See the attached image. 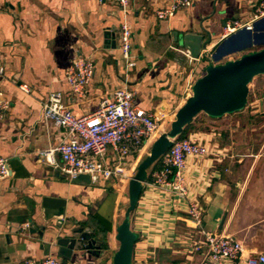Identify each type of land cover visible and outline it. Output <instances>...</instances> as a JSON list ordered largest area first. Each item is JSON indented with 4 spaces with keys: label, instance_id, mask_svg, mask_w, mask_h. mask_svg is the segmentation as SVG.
<instances>
[{
    "label": "crops",
    "instance_id": "obj_1",
    "mask_svg": "<svg viewBox=\"0 0 264 264\" xmlns=\"http://www.w3.org/2000/svg\"><path fill=\"white\" fill-rule=\"evenodd\" d=\"M168 1L129 0L123 15L118 0H0V90L9 103L0 122V157L10 170L0 181V264L39 261L46 257L42 243L57 258L54 242L77 227L91 230L101 242L97 218L110 225L108 250L100 248L99 257L75 251L67 264H104L117 243L116 213L124 184L73 183L40 155L62 135L41 122V104L50 93L60 92L71 113L83 116L126 85L135 92L136 105L161 119L164 128L209 65L264 48V16L253 22L252 31L225 30L232 20L249 21L262 0H190L169 20L158 21L156 12ZM124 21L132 31L135 62L127 79L118 48ZM185 33L209 40L211 60L191 59L178 46L174 34ZM236 40L250 46L232 52L229 44ZM77 55L90 58L94 67L80 99L65 81ZM247 100L243 110L220 119L197 116L184 136L205 142L213 153L189 161L185 171L189 198L198 200L204 212L203 227L234 238L244 257L264 253V75L249 86ZM147 177L130 217L137 234L131 263L204 264L206 249H193L198 237L186 202L153 189L151 173ZM26 223L36 229L34 234L21 229Z\"/></svg>",
    "mask_w": 264,
    "mask_h": 264
},
{
    "label": "built area",
    "instance_id": "obj_2",
    "mask_svg": "<svg viewBox=\"0 0 264 264\" xmlns=\"http://www.w3.org/2000/svg\"><path fill=\"white\" fill-rule=\"evenodd\" d=\"M123 15L128 11L129 0H118ZM190 0H169L158 9V21L172 18L181 8L188 7ZM264 16V0L260 1L249 21L232 20L225 25L227 34L236 30H253V22ZM132 31L126 21L119 28L118 48L125 66V79L135 67L131 56ZM211 60L208 47L202 50L200 57ZM200 59V58H199ZM198 60V59H197ZM4 69L0 63V76ZM94 74L93 61L81 55L75 56L65 74V81L76 98H83L85 88ZM26 93V85H19ZM91 114L76 116L65 105L60 92L50 93L42 105L41 122L62 132L58 143L40 152L44 161L56 168L68 180L78 175L87 176L90 183L98 184L111 180L117 183H129L135 166L142 161L140 156L146 152L149 144L163 133L161 119L153 113L140 109L135 103V92L128 86L113 90L107 99L99 103ZM9 103L0 90V122L5 118ZM153 143V142H152ZM205 142L189 138L177 139L159 159V166L152 170L153 189L174 194L186 202V213L195 231L198 241L193 249L205 251L204 264H264V253L244 257L242 245L231 236L221 235L203 227L204 212L196 199L189 198V187L185 171L188 162L200 160L212 155ZM137 168V167H136ZM136 171V170H135ZM9 164L0 157V181L9 177ZM29 228L23 224L22 230ZM20 264H67L60 258L50 255L37 261L26 258ZM132 264V263H131ZM134 264H146L135 262Z\"/></svg>",
    "mask_w": 264,
    "mask_h": 264
},
{
    "label": "water",
    "instance_id": "obj_3",
    "mask_svg": "<svg viewBox=\"0 0 264 264\" xmlns=\"http://www.w3.org/2000/svg\"><path fill=\"white\" fill-rule=\"evenodd\" d=\"M173 37L178 46L185 48L189 57L194 60L199 59L202 50L206 48L209 41H205L201 34H174ZM111 45L114 47L115 43H111ZM263 75L264 48L241 55L236 60L219 63V65L211 64L194 82L191 94L173 115L168 130L159 135L152 143L149 152L138 164L134 175L129 180L127 186L128 205L123 213L121 223L115 228L117 248L111 264H131L132 249L137 234L130 228V217L141 196L142 184L148 179L149 168L170 149L172 143L183 134L185 128L197 116L203 114L211 119H220L224 115L235 114L243 110L248 103L250 84L256 77ZM72 182L91 184L90 179L84 175L74 177ZM46 202L49 201L46 200ZM26 230L29 234L36 232L32 225H29ZM92 234L89 229L77 227L67 236L58 237L54 242L58 257L63 263L70 261L75 251H83L93 257H99L101 242L93 238ZM38 235L40 239L43 238L42 230L38 232ZM42 247L45 256L50 255L49 245L42 243Z\"/></svg>",
    "mask_w": 264,
    "mask_h": 264
},
{
    "label": "trees",
    "instance_id": "obj_4",
    "mask_svg": "<svg viewBox=\"0 0 264 264\" xmlns=\"http://www.w3.org/2000/svg\"><path fill=\"white\" fill-rule=\"evenodd\" d=\"M229 48L232 52L237 50H243L246 49L248 46H250V43L248 44L247 40H236V42L230 43ZM190 125V124H189ZM189 125L185 128L183 134L178 137L177 139H184V136L187 132V129ZM159 166V160L153 164L150 169L155 170ZM96 228H97V235H101V249L102 250H108V241L111 238L112 235L110 225L101 220L100 218H97L96 220Z\"/></svg>",
    "mask_w": 264,
    "mask_h": 264
},
{
    "label": "rangeland",
    "instance_id": "obj_5",
    "mask_svg": "<svg viewBox=\"0 0 264 264\" xmlns=\"http://www.w3.org/2000/svg\"><path fill=\"white\" fill-rule=\"evenodd\" d=\"M254 80L252 81V83L250 85L253 84ZM168 128H169V124H167L162 129L163 130V133L165 131H167ZM155 140L156 139H154L152 142H154ZM152 142H151V144H149L146 152H149V149H150V147L152 145ZM140 159L143 160L144 159V156H140ZM136 167H137V165L135 166V169L133 170L132 174L135 172ZM148 172L151 173L152 172V169L149 168ZM127 186H128V183H125L123 185V189L122 190H119V196L120 197H119V204H118L117 213H116L117 214V216H116V225H119L121 223V221L123 219V216H124L123 213H124V211H125V209H126V207L128 205ZM116 248H117V243H115L114 250H112V252H111L112 255L108 258V261L107 262L106 261L104 262V264H111V261H112V258H113V254H114Z\"/></svg>",
    "mask_w": 264,
    "mask_h": 264
}]
</instances>
